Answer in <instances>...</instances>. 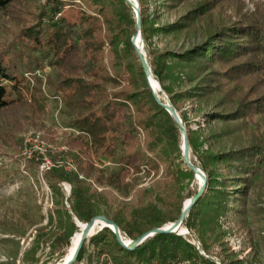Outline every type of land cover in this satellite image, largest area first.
<instances>
[{"label": "trees", "instance_id": "1", "mask_svg": "<svg viewBox=\"0 0 264 264\" xmlns=\"http://www.w3.org/2000/svg\"><path fill=\"white\" fill-rule=\"evenodd\" d=\"M17 1L0 0V11L12 9ZM77 1L96 15L83 9L76 21L63 15L71 3L81 6ZM222 1L203 0L182 21L165 27L150 26L141 3L144 51L150 57L154 77L178 113L177 105L184 101L196 102L199 111L210 108L205 114L208 123H222L214 138L232 145L221 152H207L196 161L192 153L201 145L203 134L201 130H191L187 115L179 114L188 129L191 161L208 177L205 193L183 221L192 235L156 234L130 250L121 245L110 228L104 227L90 237L99 257L112 256L115 264H176L186 260L193 264H217L201 251L208 249L210 239L220 242L224 238L221 217L234 214L243 226L247 223L253 188L264 179V9L243 15L240 22L209 31L204 41L181 52H157L148 41L152 31L181 33L196 29L201 16H208ZM16 12V20L25 25L16 40L18 47L11 51L12 56L9 53V57L0 56V133L12 138L29 123L30 110L35 114L42 110L40 104L28 103L22 93L18 76L20 63H25L30 70L43 66L30 62L23 48L31 49L33 56L40 52L56 67V90L66 91V106L77 112L69 124L81 132L68 139L67 152H57L53 158L54 161L60 155L71 158L75 169L54 163L45 173L56 196V218L51 213L46 227H50L51 235L55 227L64 230L58 239L59 259L64 258L71 236L79 231L77 220L88 223L96 216L105 215L130 240L176 222L183 209V199L171 184L182 185L188 179L194 182L195 187L189 190L186 200L194 197L201 185L183 160L181 128L160 104L164 102L157 97L161 94L153 92L132 43L137 19L131 4L126 0H47L28 19L23 11ZM104 24L105 38L101 33ZM106 38L119 61L112 63L114 75L102 64ZM123 62L129 74L127 86L122 85L124 76L117 70ZM3 81L11 85L8 87ZM109 86L121 89L110 90ZM141 130L146 135L145 147L154 157H149L142 148ZM94 155L99 161L116 162L119 171L96 167ZM161 164L166 166L165 178L154 201L147 205L120 204L114 208L104 193L98 192L89 181L123 189L127 187V179L142 171L148 174L154 169L159 171ZM65 181L72 186L69 196L60 187ZM174 212L177 216L172 215ZM193 239L201 242V249L192 243ZM87 249L85 241L77 261L84 258ZM88 259L92 261L93 253L89 252Z\"/></svg>", "mask_w": 264, "mask_h": 264}, {"label": "rangeland", "instance_id": "2", "mask_svg": "<svg viewBox=\"0 0 264 264\" xmlns=\"http://www.w3.org/2000/svg\"><path fill=\"white\" fill-rule=\"evenodd\" d=\"M46 1L18 0L12 9L0 11V56L9 57V53L11 57L12 49L18 47L16 40L19 39L25 22L22 24L16 20V11H23L25 18L28 19L29 14L38 13ZM137 1L141 10L142 4L145 6L150 26L165 27L182 21L191 8L203 0H190L188 3H178L173 0ZM77 2L82 7L77 3H71L64 10L63 15L71 21L80 19L81 9L96 15L84 3ZM262 8L264 9V0H223L219 6L211 9L208 16H201L196 29L181 33L152 31L148 41L152 49L157 52H181L204 41L209 31L240 22L243 15L255 13ZM101 33L104 38L107 37L105 24ZM23 49H25L24 55L29 57L30 62L43 65L42 68L30 70L22 62L18 73L25 99L30 104H40L42 110L40 114L30 110L29 123L17 131L12 138L0 133V264H58L62 259L58 256V239L62 238L64 230L59 231L55 227L51 235L50 227H46L51 213L56 218L54 213L56 196L46 181L45 173L54 166V163L65 165L69 170L75 169L71 158H64L62 155L57 156V161L53 158L58 154L57 152H67L68 139L79 136L81 132L69 124L76 117L77 112L66 106V91L56 90L58 73L56 67L51 65L40 52L33 56L31 49ZM116 59L106 38L102 64L111 75L115 74L112 63L119 62ZM148 59L150 60V57ZM117 70L123 73L122 85H130L126 62H123ZM51 78L53 81L50 83ZM3 83L8 87L11 85L9 81ZM109 89L118 90L121 87L109 86ZM177 106L179 114L187 115L189 128L193 131L201 130L203 134L201 145L192 153L196 161L201 160L207 152H221L232 146L223 139L219 141L214 138L213 134L221 130L222 123L218 121L208 123L205 114L210 108L199 111L198 104L193 101L180 102ZM140 139L146 154L154 157V154L148 152L145 147L146 135L143 130L140 131ZM94 159L96 167L115 173L119 171V165L110 159L99 161L95 155ZM46 160L51 161L50 168H46L48 166ZM165 167V164H161L159 171L154 169L149 174L145 171L136 174L134 178L127 179V187L123 189L100 185L94 180L89 181L98 192L104 193L114 208L120 204L147 205L154 201L156 192L161 187V181L165 178ZM196 180L200 186L202 181L198 178ZM171 185L180 194L183 205L188 201L185 198L187 193L195 187L194 182L189 179L182 185ZM60 187L67 196L71 194L72 186L69 182L60 183ZM65 204L69 207L67 201ZM102 210L104 213L107 212L105 205H102ZM172 215L177 216V213L174 212ZM220 224L221 230L225 232L224 238L220 242L210 239L207 243L208 249L204 251L212 260L217 264H232L233 260L234 264H264V179L256 182L253 188L246 225L243 226L234 214L221 217ZM183 228L186 230L185 226ZM97 230L98 228L92 235ZM80 231L79 228L78 232ZM76 232L71 236L69 246L65 248L66 254L78 233ZM90 237L86 240L88 249L84 258L81 261L76 260L73 264H115L112 256L99 257L95 254ZM108 238L112 240L111 235ZM89 252L93 253L91 262L88 259ZM190 263L193 264L191 261Z\"/></svg>", "mask_w": 264, "mask_h": 264}, {"label": "water", "instance_id": "3", "mask_svg": "<svg viewBox=\"0 0 264 264\" xmlns=\"http://www.w3.org/2000/svg\"><path fill=\"white\" fill-rule=\"evenodd\" d=\"M129 4H131L137 19V31L136 34L132 38V43L135 46L136 53L139 57V60L144 68V71L147 75V79L149 81V84L153 90L154 93H160V96H157L158 98L163 99L164 102L160 101V104L172 115L174 120L179 124L182 132V144H181V150H182V157L185 162V164L195 173V176L197 178L201 179V187L198 191V193L189 199L188 202H185L183 205V209L180 215V218L176 222H171L170 225H165L160 228L153 229L151 231L146 232L142 236H140L136 240H132L134 245L133 247L128 246L127 239H125L121 233V230L119 226L113 222L111 219H109L105 215H99L94 217L90 222L85 223V237L82 238V240L79 243V246L77 250L75 251V254L72 258L66 260L62 264H73L79 254L80 249L82 248L84 242L90 237L89 232L90 230L98 227L99 230L103 229L104 227L110 228L114 234L116 235L117 239L121 243V245L127 249H134L139 244L143 243L146 239L149 237H152L156 234H163V233H177L180 235H183L181 231H178L180 227L183 225V221L185 217L188 215L191 207L194 205V203L205 193L207 188V182L208 177L205 174V172L199 167L198 165H195L192 163L190 158V143H189V133L187 127L184 125L182 118L180 117L178 111L176 110L175 106L171 102L170 97L167 95V93L162 88L160 82L154 77L152 73V68L148 59V56L146 52L144 51V41H143V35H142V15H141V7L140 3L137 0H126ZM81 222L77 220V225L80 227ZM186 234L192 235L189 230L186 228ZM89 236V237H88ZM92 236V235H91ZM194 244L200 249L201 243L194 239ZM59 264V263H58Z\"/></svg>", "mask_w": 264, "mask_h": 264}, {"label": "bare ground", "instance_id": "4", "mask_svg": "<svg viewBox=\"0 0 264 264\" xmlns=\"http://www.w3.org/2000/svg\"><path fill=\"white\" fill-rule=\"evenodd\" d=\"M197 178V177H196ZM198 179H200V178H198ZM201 180V179H200ZM189 201V200H188ZM187 201V202H188ZM81 222V221H80ZM83 222H81V226L79 227L80 228V230L82 231V228H83V231L81 232H78L76 235H75V237H74V239H73V242H72V244H71V246H70V248H69V251H68V253L65 255V257L64 258H62L61 259V261L59 262V264H62L63 262H65L66 260H68V259H70V258H72L73 256H74V254H75V251L77 250V248H78V246H79V243H80V241L82 240V238L83 237H85V223L84 224H82ZM184 226L182 225V227H180L179 229H178V231H181L183 234H185L184 233V228H183ZM96 228H98V227H96ZM96 228H94V229H92V230H90V232H89V236H91L92 234H93V232L95 231V229ZM182 229H183V231H182ZM99 230V229H98ZM102 230V229H101ZM185 231H187V230H185ZM88 236V237H89ZM127 244H128V246H130V247H133V245H134V243H133V241L132 240H127V242H126Z\"/></svg>", "mask_w": 264, "mask_h": 264}, {"label": "built area", "instance_id": "5", "mask_svg": "<svg viewBox=\"0 0 264 264\" xmlns=\"http://www.w3.org/2000/svg\"><path fill=\"white\" fill-rule=\"evenodd\" d=\"M77 132V131H76ZM77 133H79V132H77ZM47 161V163H48V166L46 167V168H50V164H51V161H49V160H46ZM190 232V231H189ZM184 236H186V235H190V234H183ZM124 237V236H123ZM125 239H127L126 237H124ZM127 240H130V239H127ZM199 241V240H198ZM200 242V241H199ZM192 243L194 244V239H193V241H192ZM201 243V242H200ZM195 245V244H194ZM196 246V245H195ZM197 247V246H196ZM198 248V247H197ZM200 249H201V247H200ZM201 253L203 254V255H205V256H207V257H209V258H211L209 255H207L204 251H201ZM180 264H191L190 263V261H188V260H186V261H183L182 263H180ZM219 264V263H218Z\"/></svg>", "mask_w": 264, "mask_h": 264}]
</instances>
